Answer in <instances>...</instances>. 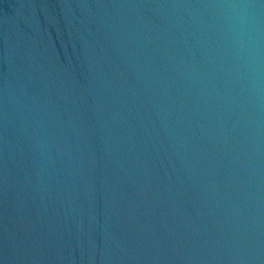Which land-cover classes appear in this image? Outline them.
<instances>
[{
  "label": "water",
  "instance_id": "95a60500",
  "mask_svg": "<svg viewBox=\"0 0 264 264\" xmlns=\"http://www.w3.org/2000/svg\"><path fill=\"white\" fill-rule=\"evenodd\" d=\"M0 264H264V0H0Z\"/></svg>",
  "mask_w": 264,
  "mask_h": 264
},
{
  "label": "clouds",
  "instance_id": "9594fccd",
  "mask_svg": "<svg viewBox=\"0 0 264 264\" xmlns=\"http://www.w3.org/2000/svg\"><path fill=\"white\" fill-rule=\"evenodd\" d=\"M228 7L239 10L235 12V19H234V27L238 29V40L242 43L243 42V36L245 34L246 30V21L247 17L245 16L243 10L245 9V5L242 4H233L229 5Z\"/></svg>",
  "mask_w": 264,
  "mask_h": 264
}]
</instances>
